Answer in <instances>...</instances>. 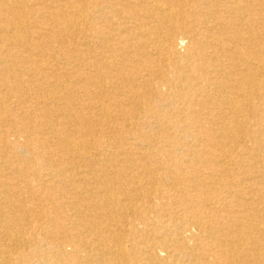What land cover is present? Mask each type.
Instances as JSON below:
<instances>
[{"label": "bare ground", "instance_id": "bare-ground-1", "mask_svg": "<svg viewBox=\"0 0 264 264\" xmlns=\"http://www.w3.org/2000/svg\"><path fill=\"white\" fill-rule=\"evenodd\" d=\"M0 264H264V0H0Z\"/></svg>", "mask_w": 264, "mask_h": 264}]
</instances>
